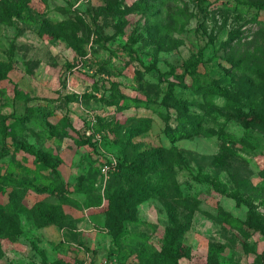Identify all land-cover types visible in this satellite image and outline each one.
Here are the masks:
<instances>
[{
	"label": "rangeland",
	"instance_id": "1",
	"mask_svg": "<svg viewBox=\"0 0 264 264\" xmlns=\"http://www.w3.org/2000/svg\"><path fill=\"white\" fill-rule=\"evenodd\" d=\"M28 1L35 20L66 22L72 40L0 19V177L21 183L26 210L58 203L52 183L74 203L63 206L57 224L43 227L21 209L3 217L0 264H142L140 256L156 259L168 244L178 250L177 264H264V131L243 127L233 113L251 112L246 95L264 103V95L236 81L233 64L264 66V11L244 5L264 0H167L144 11L134 9L140 0ZM154 24L168 29L167 44L157 43ZM195 60L202 65L188 70ZM184 73L235 97L233 112L209 114L211 137L171 143L162 130L172 110L157 104L119 110L110 96L117 88L155 101L154 86L176 85L173 77ZM174 87L177 96L200 100ZM214 101L224 106L226 98ZM144 119L149 130L130 136L129 125ZM109 125L121 129L114 133ZM155 148L176 154L167 168L169 195L138 205L125 224L129 238L116 241L105 210L108 198L129 185L119 165ZM6 201L0 195V205ZM203 212L228 214L247 231Z\"/></svg>",
	"mask_w": 264,
	"mask_h": 264
},
{
	"label": "trees",
	"instance_id": "2",
	"mask_svg": "<svg viewBox=\"0 0 264 264\" xmlns=\"http://www.w3.org/2000/svg\"><path fill=\"white\" fill-rule=\"evenodd\" d=\"M167 0H140L135 4L134 9L144 11L151 9L155 4H164ZM244 5L254 7L260 11H264V4L259 3H244ZM242 5V6H244ZM28 0H0V19L5 20L6 17L18 19L24 25L32 28L39 35H50L53 38H64L71 41L72 38L65 31L68 28L66 22L54 23L43 19L35 20L30 13ZM129 9V8H128ZM152 35L156 38L160 45L167 44L168 29L160 27L158 24L149 27ZM238 69L240 78L236 81L241 87L251 89L264 95V66L254 60H238L233 63ZM202 65L195 60L189 62L186 68L192 71H197L196 68ZM0 71L3 72V70ZM198 76H201L199 74ZM176 82L167 83L164 88L154 86L157 93V100L142 99L138 97H129L121 93L117 88L110 91V96L114 99V104L119 110L129 107L150 108L152 105H164L166 108L174 112V116L166 117V124L162 130L163 135L169 142L175 143L179 140L192 139L194 137H211L213 134L206 129L209 123V114L216 110L226 109L228 112H233L236 105L234 96H227L213 86L204 84L197 77H188L185 73L173 77ZM165 83V81H162ZM181 90H189L200 100H194L175 94V87ZM215 97L226 98L224 106H219L215 103ZM247 106L251 109L249 113L234 111V118L245 128H253L264 131V103H257L252 97L246 95ZM194 107L202 113L191 111ZM150 127V120L144 119L137 124L129 125L128 133L130 136H137L146 133ZM114 128L119 132L120 126H110L109 130ZM229 139L242 145L249 143L245 138H237L233 135L226 134ZM223 151L229 154H235L233 151L222 148ZM176 156L173 150L165 148H155L149 151L138 152L133 159L126 164L119 165L120 173L126 178L129 185L124 191L113 193L108 198V206L105 210L106 225L113 236L114 240L129 238V234H125V224L132 222V211L140 204L148 199L156 197H166L169 195L167 186V168L173 163ZM264 178V172H261ZM21 183H16L9 178L0 177V195L6 196V203L0 205V227L4 222L3 217L13 218L16 210L25 211L28 216L34 220L39 227L57 224L64 216L63 206L74 203L73 200L64 197L62 192L64 188L62 184L57 183L51 185V193H54L58 199V203L40 202L30 210H26L21 205L23 193L20 191ZM37 192L41 191L35 188ZM181 204L193 211H199L194 204L187 201H181ZM204 213V212H203ZM206 217L217 222L220 225L237 230L245 234L247 231L246 223L232 218L228 214L211 215L204 213ZM179 258L178 250L172 244L162 250L161 256L156 259H150L146 255L140 256L142 264H177ZM259 259L264 261V249L259 255ZM59 264V263H55Z\"/></svg>",
	"mask_w": 264,
	"mask_h": 264
},
{
	"label": "built area",
	"instance_id": "3",
	"mask_svg": "<svg viewBox=\"0 0 264 264\" xmlns=\"http://www.w3.org/2000/svg\"><path fill=\"white\" fill-rule=\"evenodd\" d=\"M77 264H87L85 261L78 262Z\"/></svg>",
	"mask_w": 264,
	"mask_h": 264
}]
</instances>
